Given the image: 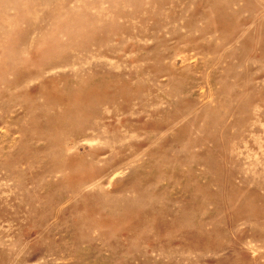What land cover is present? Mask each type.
<instances>
[{"label": "rangeland", "instance_id": "1", "mask_svg": "<svg viewBox=\"0 0 264 264\" xmlns=\"http://www.w3.org/2000/svg\"><path fill=\"white\" fill-rule=\"evenodd\" d=\"M0 264H264V0H0Z\"/></svg>", "mask_w": 264, "mask_h": 264}]
</instances>
